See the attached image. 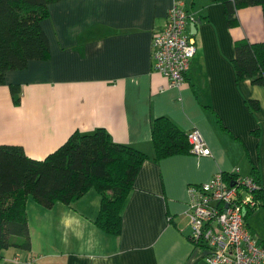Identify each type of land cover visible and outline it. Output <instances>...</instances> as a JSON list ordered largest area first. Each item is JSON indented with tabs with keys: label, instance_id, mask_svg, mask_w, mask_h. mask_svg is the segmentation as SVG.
I'll return each mask as SVG.
<instances>
[{
	"label": "crops",
	"instance_id": "crops-1",
	"mask_svg": "<svg viewBox=\"0 0 264 264\" xmlns=\"http://www.w3.org/2000/svg\"><path fill=\"white\" fill-rule=\"evenodd\" d=\"M174 3H183L192 18L186 33L196 43L179 88L168 87L151 60L152 37ZM52 11L53 29L47 21ZM49 18L41 22L49 60L4 74L0 145L20 146L40 160L72 133L103 128L114 143L151 158V124L166 117L184 133L197 130L210 155L143 163L123 206L118 237L94 226L100 205L94 191L51 210L29 199L31 248L3 250L0 264H23L31 256L36 264H206L188 238V188L238 169L242 177H254V171L264 189V86L237 82L231 64L235 40L264 41L261 9L238 10L234 28L216 0H64L49 6ZM8 85L20 86L18 104ZM247 101L259 109L252 111ZM261 203L245 223L264 246Z\"/></svg>",
	"mask_w": 264,
	"mask_h": 264
},
{
	"label": "trees",
	"instance_id": "trees-1",
	"mask_svg": "<svg viewBox=\"0 0 264 264\" xmlns=\"http://www.w3.org/2000/svg\"><path fill=\"white\" fill-rule=\"evenodd\" d=\"M60 1L64 0H0V86L4 85L6 72L24 70L31 61L49 60V43L41 22L49 18V6ZM216 1L223 6L229 28L238 25L237 11L248 7L261 9L264 27V0ZM234 51L231 64L236 81L264 86V41L235 40ZM8 88L18 104L20 86ZM247 105L252 111L259 109L257 102L247 101ZM150 130L151 158L131 146L114 143L103 128L90 134L72 133L40 160L27 156L20 146L0 145V261L3 250L30 249L26 211L29 199L39 209L51 210L58 204L70 207L94 191L100 197L94 226L108 236L118 237L123 206L143 163L190 154L187 133L170 119H154ZM251 175L259 179L254 171ZM260 193L264 200V189Z\"/></svg>",
	"mask_w": 264,
	"mask_h": 264
},
{
	"label": "built area",
	"instance_id": "built-area-1",
	"mask_svg": "<svg viewBox=\"0 0 264 264\" xmlns=\"http://www.w3.org/2000/svg\"><path fill=\"white\" fill-rule=\"evenodd\" d=\"M192 18L183 3L167 11L163 29L151 40L153 70L167 79L168 87L179 88L196 53L195 40L186 33ZM190 154L210 155L201 134L187 133ZM262 187L252 176L242 177L238 169L224 177L215 174L197 187L188 188L186 217L194 250L202 251L206 264H264V246L252 237L245 223L248 212L261 205ZM31 256L23 264H36Z\"/></svg>",
	"mask_w": 264,
	"mask_h": 264
},
{
	"label": "rangeland",
	"instance_id": "rangeland-1",
	"mask_svg": "<svg viewBox=\"0 0 264 264\" xmlns=\"http://www.w3.org/2000/svg\"><path fill=\"white\" fill-rule=\"evenodd\" d=\"M55 14V11H52V17H50L47 21H48V25L53 29L55 27V20L53 18V15ZM57 26V25H56ZM59 38L62 36L61 34H58ZM256 211V210H255ZM259 224H261V222L259 221ZM28 236H29V240H30V248H31V239H30V234H29V230H28ZM30 250V249H29ZM201 253H203L202 251H199ZM197 254H199L201 256L200 253L197 252Z\"/></svg>",
	"mask_w": 264,
	"mask_h": 264
}]
</instances>
